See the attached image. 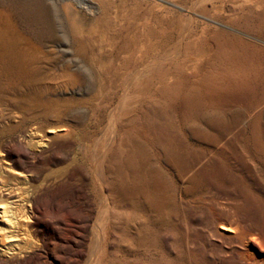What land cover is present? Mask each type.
<instances>
[{
	"label": "rangeland",
	"instance_id": "1",
	"mask_svg": "<svg viewBox=\"0 0 264 264\" xmlns=\"http://www.w3.org/2000/svg\"><path fill=\"white\" fill-rule=\"evenodd\" d=\"M231 2L0 0V201L25 215L10 239L0 203V264L264 258V0Z\"/></svg>",
	"mask_w": 264,
	"mask_h": 264
},
{
	"label": "bare ground",
	"instance_id": "2",
	"mask_svg": "<svg viewBox=\"0 0 264 264\" xmlns=\"http://www.w3.org/2000/svg\"><path fill=\"white\" fill-rule=\"evenodd\" d=\"M232 2V5L234 8H239V6H241L244 1H239V0H231ZM70 4L69 2H64L61 6H60V10L63 14V16L65 17L66 20L70 21V24H71V27L74 28L77 32L79 31L80 28H78L75 20L73 19V15L70 13V8H69ZM261 7H263V4L262 3H256V8L257 9H260ZM215 10H221L223 11V3L218 7H214ZM188 59H193V55L192 54H189V57ZM192 63V62H190ZM170 66V65H168ZM166 68V67H165ZM168 68V67H167ZM156 69V68H155ZM166 70V69H165ZM147 72L145 69L140 71V69H138L136 72H134L133 74L131 73L129 75V82L125 83V86L123 87L122 89V92L119 96V100L118 101H123V97L126 96V93H127V88L128 86L130 85V81H135L137 80L141 74H143V72ZM166 74L163 75V78H161L162 81H165V80H170V78L173 76L172 75V72L171 70L169 72H165ZM146 75V74H145ZM117 101V102H118ZM126 101V100H125ZM121 104V103H120ZM119 104V105H120ZM118 105V103H117ZM124 105V104H123ZM119 107V106H118ZM117 107V108H118ZM115 108V107H114ZM120 108V107H119ZM118 108V109H119ZM122 109V108H121ZM115 112H116V109H114ZM113 112V111H112ZM120 112V111H119ZM114 117V116H113ZM118 117V116H117ZM116 118V117H115ZM114 121V120H113ZM116 121V120H115ZM119 121V120H118ZM117 122V121H116ZM115 122V123H116ZM120 123V122H119ZM116 125V124H115ZM115 128V127H114ZM47 131L49 132H57L58 131V128H56L55 130L54 129H47ZM112 131V130H111ZM117 133V132H116ZM115 133V134H116ZM113 134V133H112ZM114 134V135H115ZM112 137V136H111ZM114 139V138H113ZM98 157V156H97ZM96 157V160H95V163L98 164V159ZM129 172H132L131 170H129ZM127 173V172H126ZM135 173V172H133ZM124 175V174H123ZM133 178V177H132ZM5 193V192H4ZM11 192H7V195L8 196H5L4 198H2V200L0 201L1 203V214L4 215L6 221H5V224L7 225L6 226V229L8 228L7 230V235L6 237L10 238V239H13V240H17L19 237L18 234L16 233L18 231V218L20 217H25L24 215V208L22 206L21 203L23 202H19L18 200L22 201L20 199V195L18 194H14V195H10ZM13 196H16V198H12ZM103 201H105V205H103V210L101 212V216H105V214L108 212V206L106 204V201H107V198L104 196L103 198ZM19 205H21V208L19 207ZM27 214V213H26ZM103 220V219H102ZM101 222V221H100ZM99 222V223H100ZM106 226V225H104ZM97 227V226H96ZM98 227L99 228H94V232H95V235H96V241L99 242L100 241V238H101V230L103 229V224L100 223L98 224ZM5 228V227H4ZM105 228V227H104ZM4 232V231H3ZM237 232H238V228L236 225H232L230 223H224L223 221H220L216 224V233L219 234H223L224 235V238L226 239H231L232 237H237ZM17 238V239H16ZM20 239V238H19ZM12 240V241H13ZM248 242H251V244L253 245H257V242L255 241L254 239V235L253 237H247V241H246V245L249 246ZM262 245V244H261ZM261 248V246H258ZM6 249H10L9 245L8 247H6ZM248 249V248H247ZM243 252V251H242ZM245 253V252H244ZM237 256H238V259H236V263L237 264H264V258H255L254 256L252 257V255H250V253H245L244 255H242L241 253L237 252L236 253ZM99 255V254H98ZM95 259V258H94Z\"/></svg>",
	"mask_w": 264,
	"mask_h": 264
}]
</instances>
